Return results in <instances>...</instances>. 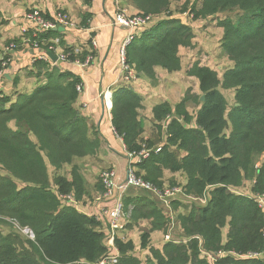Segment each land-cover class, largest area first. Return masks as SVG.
<instances>
[{
	"label": "trees",
	"instance_id": "16d2710c",
	"mask_svg": "<svg viewBox=\"0 0 264 264\" xmlns=\"http://www.w3.org/2000/svg\"><path fill=\"white\" fill-rule=\"evenodd\" d=\"M91 1L84 0L87 5ZM184 1L133 0L139 10L136 15L154 18V24L125 49L126 62L136 77L155 80L158 67L170 73L182 70L180 49L194 48L193 28L169 10ZM198 3L183 13L206 20L236 12L235 18L219 21L221 47L234 66L221 75L201 62L190 66L187 75L198 80L200 94L189 88L174 108L168 103L154 107L155 120L167 121L166 141L160 152L152 150L150 157L138 164L143 178L159 189L163 188L165 171L183 172L184 194L208 199V203L181 218L187 243L168 242L162 250L149 248L150 233L145 232L140 245L149 248L152 264H264L257 257H264L263 208L256 198L232 193L255 176L252 193L264 197V161L255 170L256 158L264 156V0ZM163 15L166 18L156 22L155 17ZM86 23L84 18L83 26ZM24 37L31 38V32ZM62 37L61 31H52L41 35L39 41L59 38L62 46ZM12 42L18 46L16 51L23 49L22 39L8 46ZM48 44L40 48L47 50ZM65 52L71 54L70 61L86 58L72 48H65ZM35 66L44 73V84L31 93L17 94L14 100L0 92V166L8 175L0 176V217L29 229L35 240L30 251L20 254L0 233V264H97L108 253L106 235L97 231L100 223L63 205L61 197L73 194L80 200L84 180L75 160L95 156L102 138L95 131L90 136L86 118L74 107L81 79L44 60H37ZM220 88L234 91L232 108ZM203 95L205 101L201 102ZM188 102L199 106L195 114L187 110ZM142 108L143 99L129 87L114 91L112 125L129 153L145 149L139 141ZM12 122L17 131L9 127ZM48 165L55 173L57 191L52 189ZM65 166L71 167L70 181L60 174ZM124 203L133 222L150 221L152 232L164 228L167 214L148 197H128ZM225 228L226 242L222 235ZM199 239L206 251L226 256L209 262L201 254ZM116 246L119 264H141L133 255L132 241L117 238Z\"/></svg>",
	"mask_w": 264,
	"mask_h": 264
},
{
	"label": "crops",
	"instance_id": "0c3cea01",
	"mask_svg": "<svg viewBox=\"0 0 264 264\" xmlns=\"http://www.w3.org/2000/svg\"><path fill=\"white\" fill-rule=\"evenodd\" d=\"M33 8L41 10L46 15H53L59 11L66 12L70 16L74 27L63 30L62 39L64 45H60L59 51H64L65 48H72L78 51L77 55L86 56V58L90 55L93 57V61L88 67L80 65V62L86 59L82 60L80 57H76L72 62H60L54 66L51 65L61 71H70L81 79L82 92L79 93L74 107L86 118L90 128V136H93L95 131L102 138L101 147L95 156L75 160V164L81 169L84 180V194L79 201H76L77 206L75 210L85 216L93 217L97 214L103 201V189L99 187V184L101 185V173L107 169H112L118 173L120 178L124 179L131 164L129 160L130 153L125 148L123 140L117 136L113 128L112 114L105 109L104 93L107 90L114 92L120 87H129L143 99V108L139 111L142 124V133L139 141L145 148L147 144H152L153 148L147 150L154 151L159 148L161 149L165 144L167 124L166 120L162 123H158L155 120L153 114L154 107L162 103H168L174 108L184 99L185 93L189 88H193L196 94H200L199 82L196 78L187 75V69L190 66L185 68L184 58H181L182 70L179 72L170 73L158 67L156 68L155 80H149L144 77H136L130 83L124 80V74L119 63V52L128 31L115 25L114 18L121 8H125L130 14H138L139 10L135 7L133 0H92L88 5L85 4L84 0H0V74L5 79V81L0 80V90L4 92L10 84L16 94H28L37 86L46 82L44 73L41 74L42 71H39L37 66H35V62L41 60L37 58L40 54L39 51H34L32 48L24 46L23 49L11 53L7 57L8 59H6L5 54V50L11 41L23 39L24 16L28 10ZM158 17H155V19H159ZM84 18L87 21L86 27L82 24ZM191 27L194 33V48L189 49L194 50L197 44V35L202 30L198 22H193ZM94 42H96V45H94ZM184 49L186 48L180 49V57ZM189 56L192 58L191 54ZM5 64L7 66H4ZM3 78L0 75V79ZM192 82L193 85L191 84ZM16 94L13 96L14 99L17 97ZM192 103L188 102L186 106L191 114H193L191 112ZM159 127L162 128L161 132L159 131ZM133 166L136 171H141V166L138 163ZM141 172L144 173L143 171ZM169 173L165 171L164 176H168ZM170 174L173 178L177 179L178 176L184 173ZM67 179L70 181L71 176H68ZM183 179L184 184H186L185 174ZM182 197H187V195L184 194ZM153 198V202L156 204L158 202L157 206L160 205L159 208L161 207L162 209L164 206L160 203L159 198L156 196ZM130 220L129 218L128 221ZM141 222L143 221H139L138 225L145 228L148 227L146 232L150 233L149 248L162 250L165 243L173 242L180 244L187 243L189 240V238L182 240L176 238L174 236V232L176 231L174 228L171 234L172 241H166V235L169 233L168 229V232L164 236L165 241L162 242L158 239L157 235L161 232H152L150 221H146V225L141 224ZM173 222L175 226L176 224L179 225L178 222ZM99 223L97 231L106 235V226L102 228V223ZM179 226L182 230L181 224ZM122 229L119 231L118 237L124 239L125 236L127 238L126 231ZM137 240L132 241L136 249L147 251L150 257L149 248L142 249L140 245L141 241ZM200 250L202 256L209 262H212L211 259L204 255L203 252H207L213 256L218 255L206 251L202 247L201 240ZM215 260L216 258L213 261Z\"/></svg>",
	"mask_w": 264,
	"mask_h": 264
},
{
	"label": "built area",
	"instance_id": "2783aa9c",
	"mask_svg": "<svg viewBox=\"0 0 264 264\" xmlns=\"http://www.w3.org/2000/svg\"><path fill=\"white\" fill-rule=\"evenodd\" d=\"M152 20L153 17L151 16L132 15L125 8H121L114 18L115 25L128 31L119 52L120 67L124 74V80L127 83L132 82L136 78V73L128 66L126 62L125 49L133 40L139 37L141 33L151 25ZM73 27L74 24L66 12L59 11L53 15H46L39 9H30L29 12H27L24 16L23 35L25 36V34H29L31 32L32 37H24L22 39L23 45L25 47L32 48L34 51H39L40 54L37 56V58L44 60L53 66L60 62H72L69 60L71 55L70 53H66L65 50L59 51V38L50 39L48 42H40L39 37L41 35H47L52 31H58L60 28L66 30ZM45 43H49L48 48L47 50H42L40 45ZM94 45H96V42H94ZM17 48V44L12 42L6 48L5 54L8 56L9 54L15 52ZM47 52L55 54L58 57V61L53 63L47 56ZM75 54H78L77 50H75ZM92 61L93 57L90 55L85 59V61L80 62V65L82 67H88L91 65ZM4 66H7V64ZM0 75L2 76V74ZM77 90L79 93H81L82 85L78 86ZM113 93L114 92L112 90H107L103 95L105 109L108 112H111L113 109ZM160 150L161 149L159 148L154 151L155 153H158ZM150 153L151 150H147L146 148L140 153H130L129 160L131 164L124 179L120 178L118 173L112 169H107L100 175V183L103 188V201L102 206L99 207L97 214L93 217H95L98 222L104 224V226L107 228L105 244L108 248V253L97 264H119L120 252L116 246V239L118 238L119 231L123 228V224L127 219L130 218V216L125 212L124 205L125 194L129 191V189L133 188L150 192L158 197L161 203L166 207H170L172 201L184 196V191L181 187L161 190L152 185L149 181H146L142 176L137 175V171L133 165L148 159L150 157ZM259 198L264 199V197ZM61 199L63 205L72 206L74 208L77 206V202L73 194L62 196ZM174 228V222L171 221L169 233L166 235V241H172L171 234ZM203 254L210 259H215L213 255L207 252H203Z\"/></svg>",
	"mask_w": 264,
	"mask_h": 264
},
{
	"label": "rangeland",
	"instance_id": "374dc122",
	"mask_svg": "<svg viewBox=\"0 0 264 264\" xmlns=\"http://www.w3.org/2000/svg\"><path fill=\"white\" fill-rule=\"evenodd\" d=\"M198 5H199L198 0H185L183 3L174 4L169 10V13L173 17L181 18L187 24L192 25L193 22H198L199 25H201L202 31H200V33L197 35V44L195 46V49L194 50L184 49L182 51L181 58H184L185 68H188L189 66L193 65L195 62H201L202 65L213 67L214 70H216L221 75L226 69L233 67V64L229 60L226 59V53L223 51L221 47L223 29L219 27V21L226 17L235 18L236 12L220 14L217 18L212 17L206 20L205 19H195L193 15H189L188 17V15H186L187 13L185 14L183 13L184 10L187 11L191 7L193 6L197 7ZM158 18L159 19L157 20L155 19L156 22L162 19H165L166 15L160 16ZM151 24L152 25L154 24V18L151 21ZM190 54L192 55V58L189 56ZM1 78L3 77L1 76ZM0 80L5 81L4 78ZM193 81H196V80H193ZM191 84L193 85V82ZM220 91L227 99L229 108H232L235 105L234 91L224 90L222 88H220ZM0 92L3 93V95L10 96L11 99H14L13 96L16 94L14 91V88H12L10 84L8 85V88L6 89L5 92L2 90H0ZM197 93H198V90H197ZM198 108L199 106L197 104L192 103L191 112L195 114ZM9 127L13 131L18 130L14 122L10 123ZM29 135L31 138H33L30 133ZM147 148L152 149L153 147L147 146ZM177 155L179 156V153H177ZM263 161H264V156H258L256 158L255 170L260 168ZM48 171H49V177L51 180L52 189L54 191H57V188L54 185V174L55 173L50 165H48ZM70 172H71V167L65 166L60 174L66 177L68 176L70 177L71 176ZM140 174L141 173L139 172V170H137V175L141 176ZM0 176H5V177L8 176L7 173L1 168V166H0ZM183 176L184 174H182L181 176H178L177 179L173 178V176H171L170 173L168 176H164L163 178L164 180L161 181L162 187H163L161 188V190L173 189V188H178V187L184 188L185 184H184ZM18 184L22 186L21 183H18ZM151 184L154 185L153 183ZM254 184H255V176L254 178L247 179L243 183V186H241L240 188L232 189V193L256 198V200L259 202V204L261 205L264 211V199L255 197L252 193V188ZM99 187H102V186L99 184ZM125 196L126 198L128 197H144V198L148 197L151 201H154L153 197H155V195L150 192H147V191L144 192L143 190H137L133 188L129 189V191L125 194ZM207 200L208 199H203V198H198L196 196L187 195V197H181L179 200H177V202L172 201L170 207H166L164 204H162L164 205L162 209L167 214L169 219L168 218L166 219L164 228L160 231L161 233L157 234L159 237L158 239L164 242L165 241L164 236L167 233V229H168L167 225L171 224V221H175V223L178 222V224L180 225L181 218L183 216L188 215L192 209H200L201 207L206 206L208 203ZM141 224L146 225L147 222L143 221L141 222ZM179 225L176 224L175 226L176 231L174 232V236L176 238H179L180 240L188 238L185 235V232L181 230ZM102 228H105L104 224H102ZM123 229L122 230L126 231L127 233V238H125L124 236V239L119 238V237L118 239L127 243L128 241H133V240L138 241L137 239L141 241V236L143 233H145L148 230V227L145 228L143 226H139L138 222H133L132 220L128 221L127 219L125 223L123 224ZM0 233L3 236L8 237L11 240V242L14 244V246L16 247L17 251L20 252V254H25L26 252L30 251L31 244L35 240V236L32 231H30L29 229L21 228L16 222L10 219L1 218V217H0ZM227 233H228V228L223 229L222 235H223L224 242H226ZM133 255L141 261V264H152L151 256L150 257L148 256L147 251H142L141 249H136L135 247ZM224 256H226V254H218V255H214L213 257L218 259ZM257 257L259 259L264 260V257L262 255H258ZM211 261L213 262V259H211Z\"/></svg>",
	"mask_w": 264,
	"mask_h": 264
},
{
	"label": "water",
	"instance_id": "95a60500",
	"mask_svg": "<svg viewBox=\"0 0 264 264\" xmlns=\"http://www.w3.org/2000/svg\"><path fill=\"white\" fill-rule=\"evenodd\" d=\"M63 30H64L63 28H60V29H59V31H61V32H62ZM46 54H47V56L51 59V61H52L53 63H56V62L58 61V57H57L55 54H53V53H51V52H47ZM200 101H201V102H204V101H205V96H204V95L201 96Z\"/></svg>",
	"mask_w": 264,
	"mask_h": 264
}]
</instances>
